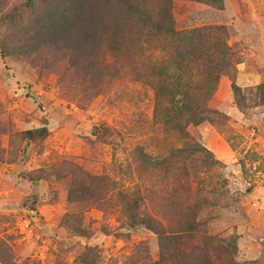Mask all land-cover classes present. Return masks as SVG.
<instances>
[{
	"label": "rangeland",
	"instance_id": "obj_1",
	"mask_svg": "<svg viewBox=\"0 0 264 264\" xmlns=\"http://www.w3.org/2000/svg\"><path fill=\"white\" fill-rule=\"evenodd\" d=\"M0 264H264V0H0Z\"/></svg>",
	"mask_w": 264,
	"mask_h": 264
},
{
	"label": "trees",
	"instance_id": "obj_2",
	"mask_svg": "<svg viewBox=\"0 0 264 264\" xmlns=\"http://www.w3.org/2000/svg\"><path fill=\"white\" fill-rule=\"evenodd\" d=\"M91 1V0H90ZM94 2H97L98 0H93ZM81 6V4L79 5ZM77 6V7H79ZM95 6V5H94ZM209 30L215 33H218L222 30H224L223 26H214L209 28H203V29H196L191 32V34L188 36L194 43L190 42L188 46L192 47L194 50H190L188 53L192 54V57L196 59V61L201 60L203 70H202V76H203V82H206L205 85V94L207 97L211 94V92L215 89L216 83L218 82L220 74L226 70V67L229 66L228 62V51L227 46L222 39L220 42L217 40V42H212V39H210V33ZM219 38V37H217ZM201 43H204L201 45ZM216 56H219V59L216 60ZM189 71V70H188ZM192 81V80H191ZM194 82V81H192ZM159 93H157V100L155 104V112L159 111V107L161 104V96L159 97ZM159 97V98H158ZM196 101L192 100V106L190 107V110L192 114L194 115V121L196 120H204L205 117L198 116V114L206 112L207 110L202 108V106L195 105ZM195 105V106H194ZM38 131H46V128H40ZM28 133H32V131H29ZM191 148V149H190ZM189 151L192 154H197L202 149L205 150L207 153L210 154V152L204 148L200 143L194 141L193 143L189 144ZM190 154V153H189ZM172 156H167L163 158L162 160L158 161L160 165H166L169 164L170 167H172ZM173 173V170H172ZM173 175V174H172Z\"/></svg>",
	"mask_w": 264,
	"mask_h": 264
},
{
	"label": "crops",
	"instance_id": "obj_3",
	"mask_svg": "<svg viewBox=\"0 0 264 264\" xmlns=\"http://www.w3.org/2000/svg\"><path fill=\"white\" fill-rule=\"evenodd\" d=\"M249 75V73L248 72H246V70H242V71H239L238 72V76L239 77H247Z\"/></svg>",
	"mask_w": 264,
	"mask_h": 264
}]
</instances>
